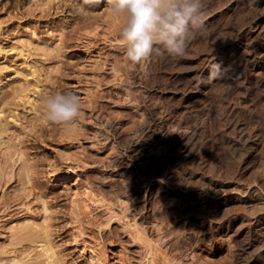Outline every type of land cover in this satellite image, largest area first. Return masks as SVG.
<instances>
[{
    "label": "rangeland",
    "instance_id": "rangeland-1",
    "mask_svg": "<svg viewBox=\"0 0 264 264\" xmlns=\"http://www.w3.org/2000/svg\"><path fill=\"white\" fill-rule=\"evenodd\" d=\"M2 1L12 9L18 4ZM36 2L45 9L38 15L48 14L41 24L36 11L20 23L25 18H10L12 9L0 4V120L11 128L0 138V263H11L15 247L29 241L27 250L35 249L21 256L36 260L40 242L26 238L48 228L62 264L89 263L90 248L83 255L76 240L93 246L106 264H141L138 227L145 210L157 207V222L172 230L171 253L183 264H248L264 247V234L254 230L264 225V67L245 76L207 67L201 92L190 90V82L209 55L227 53L225 66H235L252 39L239 41V29L264 10V1L203 0L204 23L185 55L170 56L159 47L138 64L125 60L118 43L122 16L113 13V26L80 30L82 0H61L59 8L58 0L22 4L32 10ZM102 6L89 10L90 19ZM113 32L118 36L112 41ZM12 43H25L29 51L19 54ZM6 82L19 92L5 95L11 87ZM66 90L80 97V116L68 124L50 122L44 101ZM134 144L146 175L126 156ZM66 175L69 187L60 185ZM175 185L193 194L179 197ZM73 197L79 223L69 220ZM106 203L117 212L110 221L91 211Z\"/></svg>",
    "mask_w": 264,
    "mask_h": 264
},
{
    "label": "bare ground",
    "instance_id": "bare-ground-1",
    "mask_svg": "<svg viewBox=\"0 0 264 264\" xmlns=\"http://www.w3.org/2000/svg\"><path fill=\"white\" fill-rule=\"evenodd\" d=\"M11 1V0H10ZM15 1V0H14ZM255 4H261L264 0H252ZM60 2L61 0H58V2H55L54 4V8H59L60 7ZM23 0H18V4L16 3V5L14 6V8L12 9L10 5L7 4V2H5L3 4V1L0 0V4H3L2 7L7 6V9H12L10 11H12V15L10 16V18H18V19H23L25 18L22 22L21 20H19L20 23H24L29 19V15L31 16L32 14L35 15V11L37 12V9L40 8L43 4V2H36L37 5L35 7H33V9L31 10V6L28 7V9L25 8ZM41 5V6H40ZM53 5V4H52ZM0 7V8H2ZM29 12H28V11ZM41 10L44 11L45 9L41 7ZM1 11V9H0ZM28 13V14H27ZM47 14V13H46ZM46 14H43V12H41L38 15V12L36 14V22H39L40 24L44 21V16ZM48 15V14H47ZM84 17L86 18V20L83 22V24L79 27V29H84V28H90L92 27L93 29H96L98 26H100L101 24H103V22H105V24L107 26H113V24H115V16L113 15V13L107 9L105 6H102V11L95 16L94 20L90 19V14L88 15H84ZM17 19V20H18ZM32 18H30L31 20ZM1 22V21H0ZM29 24V23H28ZM33 24V23H32ZM21 25V24H20ZM25 25V24H23ZM27 25V24H26ZM53 25V24H52ZM55 25V24H54ZM53 25V26H54ZM60 25V24H59ZM1 26V25H0ZM28 26V25H27ZM57 26V25H55ZM63 26H66V24H63ZM22 27V26H21ZM24 27V26H23ZM37 27V26H36ZM39 27V26H38ZM1 28V27H0ZM51 28V26H50ZM12 29V28H11ZM15 29V28H14ZM34 29V28H33ZM239 36L238 39L239 41H241V39L245 36V35H251L250 38L251 41L250 43H247V48L245 51H243L242 55L238 58L236 64L234 67L231 66H225L226 64H228V58L227 57V53L224 55L220 54L218 57L217 56H212L209 55L207 57V62L205 63V66L203 64L202 68H199L197 70V73L193 76L191 82H190V90L194 91V92H201V88L204 85V79L205 77L209 76L208 72L206 70L207 67L212 68L213 72L215 74L217 73H223L225 75H233V73H237L238 75L241 76H245L247 73L248 69H259V68H263L264 67V10L256 13L255 15H253L249 22L248 25L246 26H241L239 29ZM13 31V30H12ZM20 31V30H19ZM36 31V30H35ZM116 32V31H115ZM1 33V32H0ZM10 33V32H8ZM114 33V32H113ZM11 34V33H10ZM9 34V35H10ZM14 34V33H13ZM8 35V36H9ZM118 34L114 33L113 34V40L117 39ZM10 37V36H9ZM15 37V36H14ZM11 38V37H10ZM21 41V40H20ZM16 43V42H15ZM19 43V42H18ZM17 43V44H18ZM23 42H20V45ZM235 40L232 42V44L234 45ZM14 43H12L11 45H13ZM25 44V43H24ZM24 44L22 45V47H19V45H13L11 46L12 49L18 50L19 54H23L25 56V52L29 51L28 48L25 51L26 47H24ZM26 46V45H25ZM229 46V43L227 42L226 44H224V46L222 47V50L220 52H222L226 47ZM11 49V48H10ZM25 51V52H24ZM27 54V53H26ZM28 54H32L31 52ZM22 55V56H23ZM29 56V55H28ZM27 57V56H26ZM25 57V58H26ZM28 58V57H27ZM117 69V68H116ZM118 72V71H117ZM199 72V73H198ZM114 73H115V69H114ZM212 74V73H211ZM210 74V76H211ZM11 78H7V81H10ZM7 82H6V86H7ZM18 84V83H16ZM21 83H19V86ZM11 85L8 84V86ZM13 85V84H12ZM13 88L10 87V90H6V94L7 96L11 95V94H16L19 92V88L18 86H12ZM4 86V85H3ZM5 86V87H6ZM23 88V87H22ZM9 89V88H7ZM6 97V96H5ZM30 101V100H29ZM12 118V117H11ZM1 119V117H0ZM3 119V118H2ZM158 119V118H157ZM160 119V118H159ZM7 121V122H6ZM6 121L4 120H0V138L4 136V134H7V131L11 130V128L8 130V120L6 119ZM10 127V126H9ZM11 132V131H10ZM9 134V132H8ZM3 135V136H2ZM5 138V137H4ZM93 145V142L92 144ZM186 144L184 145L185 149ZM183 151V150H182ZM126 156L128 157V160L130 162H132L133 164L136 165V167L138 166L139 169L142 171L143 175H146L145 173L147 172V167L145 165H142V152L139 148V146H137V144H134L132 147H130V150L128 153H126ZM77 165L76 166H80L82 164V161L80 159H77ZM74 168V167H73ZM86 169H93L92 168H86ZM78 175V174H77ZM70 179L69 175H66L65 178H62L60 181V185L63 187H69L70 184H68V180ZM139 187H141L144 190V186H146V192L148 189V185L145 184L144 181H140L139 183ZM177 185V184H176ZM175 185V186H176ZM144 187V188H143ZM177 194L179 195V197H186L189 196V194H193L190 192V190H188L187 187H184L183 185L180 186H176L175 188H173ZM191 189V188H190ZM142 190V191H143ZM251 190V189H250ZM257 190V188H256ZM63 191V190H62ZM258 191V190H257ZM145 192V193H146ZM193 192V191H192ZM196 194H198V196L203 195L202 191H200L199 189L195 191ZM248 192V191H247ZM65 193H69L68 191H65ZM216 193V192H213ZM224 193V192H223ZM250 193V192H249ZM248 193V194H249ZM205 194V193H204ZM244 194V193H243ZM254 194V193H253ZM220 195V193H219ZM218 195V196H219ZM196 196V195H195ZM215 196V195H214ZM221 196V195H220ZM249 196V195H248ZM254 196V195H253ZM208 197V196H207ZM251 197V196H250ZM198 198V197H197ZM231 198V196H230ZM247 198V197H246ZM254 198V197H253ZM218 199V198H217ZM70 206H69V213H70V218L69 220H71V222H80L78 215L80 213V204L78 202V200L76 198H71L70 199ZM210 200V199H209ZM240 200V199H239ZM254 200V199H253ZM200 201V200H199ZM208 201V200H207ZM252 201V200H251ZM246 202V201H245ZM250 202V201H249ZM214 203V202H213ZM217 203V202H216ZM210 204V203H209ZM215 204V203H214ZM225 204V203H224ZM250 204V203H249ZM47 205V204H46ZM218 205V204H217ZM45 207V206H44ZM129 208L128 205H126L125 207H123L124 210H127ZM154 207H148L145 210V215L143 217V220L141 222L140 228L138 227V230L140 231L139 236L143 238V242L140 245L141 248V264H183V260L181 259V255L180 257L175 256V254L171 253V249H170V243L173 240V234L171 233V229L168 228H164L165 226L159 224L162 222H157V218L159 216H157V212H156V208L153 209ZM46 209V207H45ZM44 209V210H45ZM99 210L100 213L104 216H106V218H108L107 221H110L111 218L117 213H115V209L111 204H101V205H96L93 207V205L91 206V211L94 210ZM158 209V208H157ZM46 211V210H45ZM159 212V211H158ZM159 214V213H158ZM103 216V217H104ZM253 219V218H252ZM243 220V219H242ZM250 221V220H249ZM78 222V223H79ZM247 222V220H246ZM245 222V223H246ZM252 222V221H251ZM250 223V222H249ZM135 224V223H134ZM134 224H129L130 226H135ZM244 224V223H243ZM33 225V224H31ZM75 225V224H74ZM250 225V224H249ZM254 225V224H253ZM30 226V225H29ZM31 227H34L31 226ZM122 227L125 229L126 226L125 224L122 225ZM243 227V226H242ZM241 227V228H242ZM74 229V227H72ZM247 228V227H246ZM251 229L253 228H249L247 229L248 232H251ZM171 230V231H169ZM254 230L256 231V236L257 233L260 235L264 234V225H261L254 228ZM51 231V230H50ZM109 231V230H108ZM40 231H38L39 233ZM110 232H112V230H110ZM41 233V232H40ZM74 233V237L76 238L78 236L77 231L73 230ZM52 235V234H51ZM50 235L49 229L48 228H43L42 234L38 235H30L28 236L26 239L27 240H32V241H36V242H40L38 246H40V251L38 252V255L36 257V260L34 259V261H32V259L29 261L28 255L27 257H25V259L23 258V256H21L24 252L26 251H30L27 250L30 246L28 244L26 245V248H17L15 247V249H10L13 250V257L11 260V263L8 262L7 264H62L63 263V258L60 257L58 254V248L56 247V245L54 244V241H52V236ZM51 236V237H50ZM153 238H155V240H152ZM22 239V238H21ZM25 239V240H26ZM255 240H257V237L254 238ZM20 242V240H18ZM31 241V242H32ZM80 241L76 240V246H78L81 249V252L83 253V255H86V250H89V254H88V260L89 263L88 264H106L101 258V253L99 254L98 252H95V250H93V246L88 247V245L86 244V242H82V245H79ZM24 246V245H23ZM260 246V245H259ZM258 246V247H259ZM6 247V250L7 251ZM11 248V247H10ZM13 248V247H12ZM9 249V248H8ZM35 249V248H34ZM197 249V248H196ZM9 250V251H10ZM257 250V249H256ZM255 250V251H256ZM195 251V250H194ZM2 252V251H0ZM6 253V252H5ZM11 253V252H9ZM177 253V252H176ZM198 253V252H196ZM4 254V253H3ZM7 254V253H6ZM26 254V253H24ZM32 254V253H31ZM181 254V253H179ZM195 254V253H194ZM1 255V253H0ZM178 255V254H177ZM185 255V254H184ZM200 254H197L196 256H198ZM254 257L252 258V260H250V262L248 264H261L264 262V247L261 246L258 248V251L256 252V254L254 253ZM4 256V255H3ZM6 256V255H5ZM4 256V257H5ZM10 256V254H9ZM183 256V255H182ZM196 256H194L193 258H195L196 260ZM8 257V256H7ZM32 257V255L30 256ZM184 257V256H183ZM185 258V257H184ZM3 259V258H2ZM1 259V260H2ZM187 259V258H186ZM199 259V258H198ZM197 259V260H198ZM194 261V259H192ZM202 260V258L200 259ZM199 260V261H200ZM186 261V260H185ZM184 261V262H185ZM2 262V261H0ZM5 262V260L3 261ZM187 262V261H186ZM185 262V263H186ZM198 262V261H195ZM203 263V261H201ZM188 263V262H187ZM186 263V264H187ZM191 263V262H190ZM189 263V264H190ZM1 264V263H0ZM4 264V263H2ZM193 264V263H192ZM196 264V263H195ZM199 264V263H197Z\"/></svg>",
    "mask_w": 264,
    "mask_h": 264
},
{
    "label": "clouds",
    "instance_id": "clouds-1",
    "mask_svg": "<svg viewBox=\"0 0 264 264\" xmlns=\"http://www.w3.org/2000/svg\"><path fill=\"white\" fill-rule=\"evenodd\" d=\"M102 2L123 17L118 43L132 64L148 59L159 47L170 56L185 55L189 40L205 18L203 0H82L77 12L88 15ZM44 108L50 122L68 124L80 116L81 99L71 90L56 91L46 98Z\"/></svg>",
    "mask_w": 264,
    "mask_h": 264
}]
</instances>
